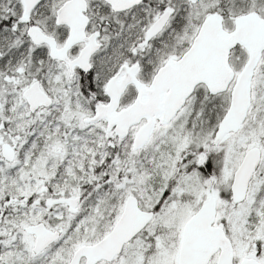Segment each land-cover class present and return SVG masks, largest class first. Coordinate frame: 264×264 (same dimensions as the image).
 <instances>
[{
	"label": "snow or ice",
	"instance_id": "1",
	"mask_svg": "<svg viewBox=\"0 0 264 264\" xmlns=\"http://www.w3.org/2000/svg\"><path fill=\"white\" fill-rule=\"evenodd\" d=\"M0 264H264V0H0Z\"/></svg>",
	"mask_w": 264,
	"mask_h": 264
}]
</instances>
